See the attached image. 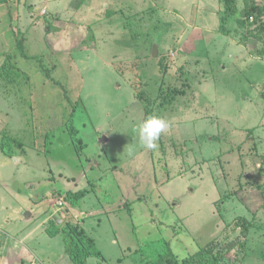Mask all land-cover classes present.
<instances>
[{
    "label": "rangeland",
    "instance_id": "374dc122",
    "mask_svg": "<svg viewBox=\"0 0 264 264\" xmlns=\"http://www.w3.org/2000/svg\"><path fill=\"white\" fill-rule=\"evenodd\" d=\"M250 3L262 25L244 0H0V143L21 142L0 151V264H74L73 227L102 252L88 264H154L170 241L173 264H264ZM150 115L171 123L156 149L136 132Z\"/></svg>",
    "mask_w": 264,
    "mask_h": 264
},
{
    "label": "trees",
    "instance_id": "16d2710c",
    "mask_svg": "<svg viewBox=\"0 0 264 264\" xmlns=\"http://www.w3.org/2000/svg\"><path fill=\"white\" fill-rule=\"evenodd\" d=\"M237 1L238 0H225V10L227 14L233 15L237 9ZM247 6H251L250 0H244ZM250 8V9H249ZM259 8L257 6H251L246 9V15L248 16V23L252 18H255V24H259ZM18 46L21 47V44L18 43ZM12 70L6 74V77L10 75L13 78ZM8 78V77H7ZM74 116V115H72ZM69 132L75 134V130L68 129ZM49 138L48 136H46ZM75 138V137H74ZM78 139V138H77ZM21 146V142L12 139L11 137L5 136L0 143V151L10 158H16L19 154L17 153V147ZM84 146V145H82ZM62 192V191H61ZM88 191L78 190V191H67L64 193V198L73 207H79L81 201L86 197ZM68 234V238H71L72 247L68 248L69 255L74 264H88L87 259L89 258H103L102 252L98 249L96 242L93 239H89L84 236L82 230H78L77 228H68L63 229ZM61 230L55 229V233L58 234L62 232ZM167 253L158 255L159 258L156 261H153L154 264H164L169 262V264H173V260L167 257L168 255H173L172 243L166 242ZM150 257L145 256V259H149ZM166 260V262H165ZM181 262V261H180ZM146 264V263H145ZM168 264V263H167ZM180 264H211L210 261L207 260L206 254L204 252H198L187 260H183Z\"/></svg>",
    "mask_w": 264,
    "mask_h": 264
},
{
    "label": "clouds",
    "instance_id": "9594fccd",
    "mask_svg": "<svg viewBox=\"0 0 264 264\" xmlns=\"http://www.w3.org/2000/svg\"><path fill=\"white\" fill-rule=\"evenodd\" d=\"M171 128V123L163 117L150 115L140 123L136 132L138 133L140 144L146 149H156L157 141L163 133Z\"/></svg>",
    "mask_w": 264,
    "mask_h": 264
},
{
    "label": "water",
    "instance_id": "95a60500",
    "mask_svg": "<svg viewBox=\"0 0 264 264\" xmlns=\"http://www.w3.org/2000/svg\"><path fill=\"white\" fill-rule=\"evenodd\" d=\"M155 56L157 55V49H156V51H155V54H154Z\"/></svg>",
    "mask_w": 264,
    "mask_h": 264
},
{
    "label": "built area",
    "instance_id": "2783aa9c",
    "mask_svg": "<svg viewBox=\"0 0 264 264\" xmlns=\"http://www.w3.org/2000/svg\"><path fill=\"white\" fill-rule=\"evenodd\" d=\"M61 205H62V203H61Z\"/></svg>",
    "mask_w": 264,
    "mask_h": 264
},
{
    "label": "crops",
    "instance_id": "0c3cea01",
    "mask_svg": "<svg viewBox=\"0 0 264 264\" xmlns=\"http://www.w3.org/2000/svg\"><path fill=\"white\" fill-rule=\"evenodd\" d=\"M80 206V205H79Z\"/></svg>",
    "mask_w": 264,
    "mask_h": 264
}]
</instances>
